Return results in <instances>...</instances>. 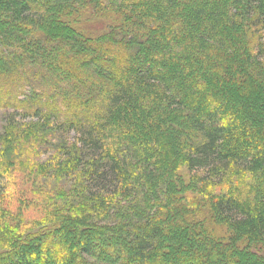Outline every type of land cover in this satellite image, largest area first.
Wrapping results in <instances>:
<instances>
[{
	"label": "trees",
	"instance_id": "trees-1",
	"mask_svg": "<svg viewBox=\"0 0 264 264\" xmlns=\"http://www.w3.org/2000/svg\"><path fill=\"white\" fill-rule=\"evenodd\" d=\"M0 108V264H264V0H0Z\"/></svg>",
	"mask_w": 264,
	"mask_h": 264
},
{
	"label": "rangeland",
	"instance_id": "rangeland-1",
	"mask_svg": "<svg viewBox=\"0 0 264 264\" xmlns=\"http://www.w3.org/2000/svg\"><path fill=\"white\" fill-rule=\"evenodd\" d=\"M7 111H5L4 109H1L0 108V128H1V125L4 121H6V113ZM71 134V133H70Z\"/></svg>",
	"mask_w": 264,
	"mask_h": 264
}]
</instances>
